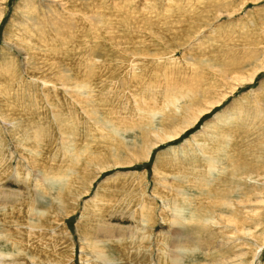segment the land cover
I'll use <instances>...</instances> for the list:
<instances>
[{"label":"rangeland","instance_id":"obj_1","mask_svg":"<svg viewBox=\"0 0 264 264\" xmlns=\"http://www.w3.org/2000/svg\"><path fill=\"white\" fill-rule=\"evenodd\" d=\"M263 168L264 0H0L22 264H264Z\"/></svg>","mask_w":264,"mask_h":264},{"label":"bare ground","instance_id":"obj_2","mask_svg":"<svg viewBox=\"0 0 264 264\" xmlns=\"http://www.w3.org/2000/svg\"><path fill=\"white\" fill-rule=\"evenodd\" d=\"M28 1V0H27ZM25 3V2H24ZM44 4V3H43ZM26 8H28V6L26 5ZM63 11V10H62ZM36 12V11H35ZM46 17V16H45ZM48 18V17H47ZM52 19V18H51ZM50 19V20H51ZM60 20V19H59ZM60 25V24H59ZM48 26H50V25H48ZM36 34V33H35ZM47 98V97H46ZM2 104V103H1ZM217 105V104H216ZM200 111V110H199ZM208 112V111H207ZM202 113V112H201ZM205 113V112H204ZM202 115H204V114H202ZM197 116V115H196ZM200 116V115H199ZM198 117V116H197ZM112 118H114L113 116H112ZM194 118H195V116H194ZM263 118V117H262ZM118 123H121L122 122V120L120 119V118H116L115 119ZM191 120V119H190ZM197 120V118L195 119V121ZM192 121V120H191ZM187 122V121H186ZM188 123H191V122H188ZM256 123V122H255ZM130 124V123H129ZM193 124V123H192ZM186 125H188V124H186ZM185 126V125H184ZM241 126V125H240ZM105 129V128H104ZM183 130V129H182ZM181 130V131H182ZM180 131V130H179ZM257 132V131H256ZM177 133H178V131H177ZM177 133L176 132H174L173 134H165L164 136H167L170 140H172V139H174V138H176L177 137ZM181 133V132H180ZM247 133V132H246ZM226 137V136H225ZM229 137H230V135H229ZM158 138H159V136H158ZM249 138V137H248ZM160 139V138H159ZM165 139V138H164ZM234 139V138H233ZM161 140V139H160ZM163 140V139H162ZM258 140V139H257ZM225 141V140H224ZM223 141V142H224ZM41 143V142H40ZM213 144V143H212ZM225 144V143H224ZM218 145V144H217ZM220 145V144H219ZM216 147V146H215ZM234 147V146H233ZM219 147H217V149H218ZM215 152H216V150H214ZM222 151V150H221ZM207 152H209V151H207ZM229 153V152H228ZM227 153V155H229ZM233 153V152H232ZM210 154V153H209ZM218 154V153H217ZM219 154H222L220 151H219ZM235 154V153H234ZM211 155V154H210ZM213 155H215V153H212V155L211 156H213ZM214 157V156H213ZM236 157V156H235ZM250 158V157H249ZM216 159H213L212 161H210V166L211 167H214V165H215V163H216V161H215ZM248 163V162H247ZM182 166V165H181ZM198 166V165H197ZM194 167V166H193ZM173 168V167H172ZM258 170H260V168H257ZM264 169V168H263ZM197 170H199V167H197ZM257 175H264V171H258V174ZM206 176V175H205ZM206 178V177H205ZM262 178H263V180H264V176H262ZM262 178H261V180H262ZM199 179H201V178H199ZM202 180V179H201ZM200 180V183L199 184H197L198 186L200 185H202L203 184V182ZM17 182V181H16ZM201 182H202V184H201ZM22 183H20V185H21ZM206 186V185H205ZM264 186V185H263ZM201 187H203V186H201ZM2 188V187H1ZM195 188H196V186H195ZM200 188V187H199ZM21 189V188H20ZM1 190V189H0ZM218 191H219V193H218ZM19 192H21L22 193V191L20 190ZM217 193L219 194V195H222L221 193H225V191H221V190H219V189H217ZM8 191H6V189H3V190H1L0 191V195H2V197H3V199H1V201H3L5 204H4V206H2L3 207V209L2 210H0V231H2V232H0L1 233V235L3 234L4 235V238L6 239V240H9L10 241V245H11V247L13 248V249H15L16 250V253H9V254H4V253H2V252H0V264H22L24 261H25V254H27L24 250L26 249V247H25V243L27 242V240L25 239V228H26V224H20L21 222H16L15 223V221L14 222H12L13 221V218H11L10 216L13 214L15 217H19V210H17V208L16 207H14L15 205H13V206H11L12 208H10V210H9V212H7L5 209L6 208H9L7 205H8V203H7V197H8ZM17 194V193H16ZM15 194V195H16ZM19 194V193H18ZM209 195H210V193H209ZM21 196V195H20ZM11 197V196H10ZM18 197V196H17ZM27 197V196H26ZM180 197H182V200L183 201H186L185 200V197H184V195H180ZM210 197H212V195H210ZM217 196H214L213 198H216ZM40 198V197H39ZM175 199V200H174ZM173 200L175 201V204H173V206H174V210L175 211H177V213H180V211L182 210V207H183V204H179L178 202H177V200L179 199V197H175ZM220 199V198H219ZM213 200V199H212ZM218 200V199H217ZM217 200H215V201H217ZM17 202H19L18 200H16ZM10 202V201H9ZM16 202V203H17ZM21 202V201H20ZM23 202V201H22ZM28 203V202H27ZM30 203V202H29ZM33 203V202H32ZM38 203V202H37ZM37 203H36V205H37ZM18 204V203H17ZM16 204V205H17ZM23 204H25V203H23ZM34 204V203H33ZM19 205H21V204H19ZM25 206V205H24ZM28 206H30V204L28 205ZM28 206H26V207H28ZM34 207H35V205H34ZM23 208V207H22ZM28 209V208H27ZM32 209V208H31ZM204 210H205V208H204ZM21 211V210H20ZM198 211V210H197ZM200 211V210H199ZM173 214V213H172ZM199 214V213H198ZM200 214H202V213H200ZM23 215V214H22ZM39 216H41V215H39ZM24 217V216H23ZM42 217V216H41ZM195 217H197V214H193V213H191V219L193 220ZM35 218V217H34ZM15 219V218H14ZM198 218H196V220H197ZM22 220V219H21ZM175 220V222L178 224V225H180L182 222L184 223V221L186 220V218H185V220L184 221H180V219L179 218H175L174 219ZM183 220V219H182ZM188 220V219H187ZM186 220V221H187ZM227 220V219H226ZM26 221V220H25ZM180 221V222H179ZM228 221H231V220H228ZM11 222L12 223H14V224H11ZM188 222V221H187ZM3 224V228L1 227V225ZM194 224H196V222H194ZM15 226V227H14ZM25 226V227H24ZM34 226H35V224H34ZM183 228V227H182ZM185 228V227H184ZM32 229V228H31ZM237 229V228H236ZM17 232H21L22 234H21V236L20 237H18V238H14L13 237V235H14V233L17 235ZM29 232V231H28ZM29 234V233H28ZM28 234H27V236H28ZM184 234V233H183ZM18 236V235H17ZM100 242V241H99ZM29 243V242H28ZM99 247V246H98ZM30 248V247H29ZM34 248V247H33ZM35 249V248H34ZM259 249H260V247H259ZM258 249V250H259ZM257 250V251H258ZM103 251V250H102ZM37 252V251H36ZM41 252V251H40ZM246 253V252H245ZM106 255V254H105ZM255 255V254H254ZM102 256H104V254H102ZM178 256V255H177ZM34 257V256H33ZM30 258V257H29ZM28 258V259H29ZM41 258V257H40ZM106 258V257H105ZM33 259V258H32ZM35 259V258H34ZM34 259H33V261H34ZM41 259H43V258H41ZM179 259V258H178ZM36 260V259H35ZM104 260V259H103ZM175 260V259H174ZM255 260V259H254ZM98 261V260H97ZM106 261V260H105ZM176 261V260H175ZM232 262L234 261V260H231ZM243 261V260H242ZM109 262V261H108ZM141 262V261H140ZM230 262V261H229ZM228 262V263H229ZM242 263H245V262H242ZM173 264V263H172ZM232 264V263H231ZM235 264V263H234ZM241 264V263H240Z\"/></svg>","mask_w":264,"mask_h":264}]
</instances>
